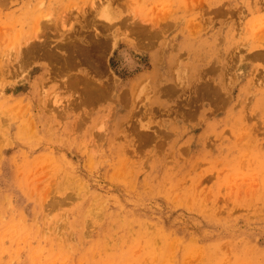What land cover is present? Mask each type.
<instances>
[{
  "label": "rangeland",
  "instance_id": "1",
  "mask_svg": "<svg viewBox=\"0 0 264 264\" xmlns=\"http://www.w3.org/2000/svg\"><path fill=\"white\" fill-rule=\"evenodd\" d=\"M0 264H264V0H0Z\"/></svg>",
  "mask_w": 264,
  "mask_h": 264
},
{
  "label": "bare ground",
  "instance_id": "2",
  "mask_svg": "<svg viewBox=\"0 0 264 264\" xmlns=\"http://www.w3.org/2000/svg\"><path fill=\"white\" fill-rule=\"evenodd\" d=\"M183 42V41H182ZM183 44V43H182ZM189 49V48H188ZM190 50V49H189ZM89 57V56H88ZM85 59H87V56H85ZM122 94V93H121ZM102 95L104 96V94H103V92L102 93H100V96L102 97ZM123 95L124 94H122L121 96H122V98H123ZM125 96V95H124ZM120 97V96H119ZM125 98V97H124ZM120 99H121V97H120ZM124 100V99H123ZM123 100H120V101H123Z\"/></svg>",
  "mask_w": 264,
  "mask_h": 264
},
{
  "label": "crops",
  "instance_id": "3",
  "mask_svg": "<svg viewBox=\"0 0 264 264\" xmlns=\"http://www.w3.org/2000/svg\"><path fill=\"white\" fill-rule=\"evenodd\" d=\"M182 40H183V37H182V38L180 37V38H179L180 43L182 42ZM183 42H184V40H183ZM184 43H185V42H184ZM152 56H153V55H152ZM165 63H166V62H165ZM216 73H217V72H215V75H216ZM217 75L219 76L220 74L217 73ZM217 75H216V76H217ZM216 76H215V80H216V78H217ZM213 79H214V78H213ZM207 123H208V122H207Z\"/></svg>",
  "mask_w": 264,
  "mask_h": 264
}]
</instances>
